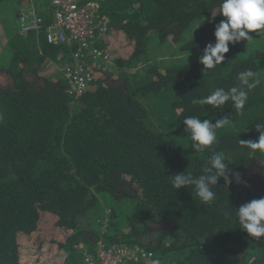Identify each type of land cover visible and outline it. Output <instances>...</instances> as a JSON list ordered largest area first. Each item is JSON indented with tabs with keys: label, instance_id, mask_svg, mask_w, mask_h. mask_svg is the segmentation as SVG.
Returning a JSON list of instances; mask_svg holds the SVG:
<instances>
[{
	"label": "trees",
	"instance_id": "trees-1",
	"mask_svg": "<svg viewBox=\"0 0 264 264\" xmlns=\"http://www.w3.org/2000/svg\"><path fill=\"white\" fill-rule=\"evenodd\" d=\"M41 1L0 0V264H84L100 244L152 253L138 264H264V237L241 229L234 209L226 215L264 197V155L238 140H257L264 122V38L252 33L254 44L230 45L222 65L203 70L220 0H103L106 32L92 44L112 71L92 62L77 93L66 76L74 48L46 42L55 9ZM24 10L43 25L22 36ZM249 69L261 83L243 115L231 101L192 104L240 86ZM188 116L236 125L217 130L212 148L233 175L213 186L210 205L194 186H172L212 155L191 148Z\"/></svg>",
	"mask_w": 264,
	"mask_h": 264
},
{
	"label": "clouds",
	"instance_id": "clouds-1",
	"mask_svg": "<svg viewBox=\"0 0 264 264\" xmlns=\"http://www.w3.org/2000/svg\"><path fill=\"white\" fill-rule=\"evenodd\" d=\"M218 14L224 19L214 26V42L206 43L203 54L199 57L203 70H213L222 65L230 45L235 46L242 41H246L247 45L254 44L257 39L252 33L264 38V0H220ZM239 81L238 87H232L227 91L218 87L205 97L193 98L192 104L219 108L231 101L237 114L243 115L249 92L260 85L261 77L249 69L239 74ZM183 124L185 125L183 131L190 137L191 148L196 153L210 151L212 155L209 157V164L202 169L201 175L194 177L190 172L176 174L171 176L172 186L176 190L194 186V194L202 204H213L216 201L213 186L218 184L220 178H223L226 184L231 183L233 173L224 153L216 152L212 146L217 141V130L235 131L236 125L227 116L216 119L215 123L210 119L188 116L183 120ZM254 128L259 132L258 139L245 141L238 137L239 143L253 154L264 155V122L254 124ZM233 209L240 228L259 242L260 238L264 237V197L252 199L238 208L231 207L226 215L231 216ZM154 264L159 262L156 261Z\"/></svg>",
	"mask_w": 264,
	"mask_h": 264
},
{
	"label": "built area",
	"instance_id": "built-area-1",
	"mask_svg": "<svg viewBox=\"0 0 264 264\" xmlns=\"http://www.w3.org/2000/svg\"><path fill=\"white\" fill-rule=\"evenodd\" d=\"M53 12L51 26L43 27L46 42L58 46L74 48L71 51L72 62L66 65V76L72 80L77 93L82 92L91 80L88 70L96 61L106 65L109 61L107 52L93 46L98 35L106 32L101 16L103 0H48ZM21 11L18 22V33L25 36L30 31L41 29L42 22L33 11ZM27 13V14H26ZM41 25V26H40ZM110 63V62H109ZM152 258V253L139 248H128L119 245L98 246L93 252L85 253L84 264H135Z\"/></svg>",
	"mask_w": 264,
	"mask_h": 264
},
{
	"label": "rangeland",
	"instance_id": "rangeland-1",
	"mask_svg": "<svg viewBox=\"0 0 264 264\" xmlns=\"http://www.w3.org/2000/svg\"><path fill=\"white\" fill-rule=\"evenodd\" d=\"M40 5H44V9L45 10H52V8H51V5H50V2L48 1V0H42L41 2H40ZM32 6V5H31ZM34 6V5H33ZM106 68H110L109 70H111L112 71V63H110V64H107V67Z\"/></svg>",
	"mask_w": 264,
	"mask_h": 264
}]
</instances>
